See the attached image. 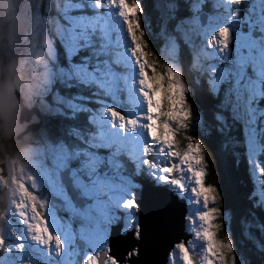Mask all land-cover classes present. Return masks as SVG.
Wrapping results in <instances>:
<instances>
[{
  "label": "snow or ice",
  "instance_id": "obj_1",
  "mask_svg": "<svg viewBox=\"0 0 264 264\" xmlns=\"http://www.w3.org/2000/svg\"><path fill=\"white\" fill-rule=\"evenodd\" d=\"M0 9V264H264V0Z\"/></svg>",
  "mask_w": 264,
  "mask_h": 264
},
{
  "label": "trees",
  "instance_id": "obj_2",
  "mask_svg": "<svg viewBox=\"0 0 264 264\" xmlns=\"http://www.w3.org/2000/svg\"><path fill=\"white\" fill-rule=\"evenodd\" d=\"M148 2V0H146ZM208 183L216 184L220 187L222 192H227L228 195L224 201V208L232 215L231 236L236 243L238 256L243 252L246 256L251 255L252 242L248 240L244 235V223L238 216V210L241 209L244 204V194L251 187L250 177L244 173L243 168L236 170L229 159L220 160L217 164H214L210 169V175L208 176ZM241 180L244 183H241ZM247 185V187L245 186ZM252 233L259 237L258 230L251 229ZM255 261L257 257H252Z\"/></svg>",
  "mask_w": 264,
  "mask_h": 264
},
{
  "label": "water",
  "instance_id": "obj_3",
  "mask_svg": "<svg viewBox=\"0 0 264 264\" xmlns=\"http://www.w3.org/2000/svg\"><path fill=\"white\" fill-rule=\"evenodd\" d=\"M181 237V233L176 232L173 236V239H179ZM121 251H123V249H121ZM159 258L163 259V251L161 250L160 254H159Z\"/></svg>",
  "mask_w": 264,
  "mask_h": 264
},
{
  "label": "rangeland",
  "instance_id": "obj_4",
  "mask_svg": "<svg viewBox=\"0 0 264 264\" xmlns=\"http://www.w3.org/2000/svg\"><path fill=\"white\" fill-rule=\"evenodd\" d=\"M0 78H2V75H0ZM229 227H230V231H231V225H229ZM226 235H227V233L225 231H221L219 233L220 238H224Z\"/></svg>",
  "mask_w": 264,
  "mask_h": 264
},
{
  "label": "clouds",
  "instance_id": "obj_5",
  "mask_svg": "<svg viewBox=\"0 0 264 264\" xmlns=\"http://www.w3.org/2000/svg\"><path fill=\"white\" fill-rule=\"evenodd\" d=\"M21 2H22V0H21ZM3 16V9H0V17H2Z\"/></svg>",
  "mask_w": 264,
  "mask_h": 264
}]
</instances>
